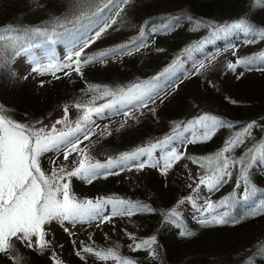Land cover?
Returning a JSON list of instances; mask_svg holds the SVG:
<instances>
[{
	"label": "trees",
	"instance_id": "trees-1",
	"mask_svg": "<svg viewBox=\"0 0 264 264\" xmlns=\"http://www.w3.org/2000/svg\"><path fill=\"white\" fill-rule=\"evenodd\" d=\"M70 2L71 0H0V26H40L45 21L62 16L68 10ZM115 11L119 12V15L114 14L112 17L116 23L85 49V55L130 45L132 41L140 39L142 29L145 32L143 46L133 49L130 53L111 55L84 65L79 73L74 70L73 65V69L67 71L68 75L52 81H43L33 89L30 88L28 76L25 79L26 76L15 75L7 67L2 68L0 109H4V114L23 125H28L50 117L58 107H67V110L71 107L83 109L77 108L76 104L87 106L88 101L98 95L96 91L90 90V86L106 85L112 90L126 89L134 83L149 80L156 77L174 59L185 57L186 48L198 43L203 45L210 38L208 28L201 27L197 30L187 20H181L178 27L169 31L152 32L151 25L159 24L162 18L192 16L196 20L219 25L246 17L254 27L264 28V0H261L260 5H256L255 0H128L126 4L120 3ZM146 21H150V24L146 25ZM263 42L264 40L257 39L255 43H248L243 35L233 47L214 49L215 54L211 53V43H207L206 48L194 51L190 57L192 61H202L203 68L182 75L177 85L166 90L154 103L150 101L146 107L133 109L127 116L116 113L113 118L109 117V120L94 130L88 139L82 140L79 149H83L93 162L99 161L100 155L119 156L136 147L155 143L170 134L175 125L205 113L222 118L233 125L232 127L245 126L256 121L263 123L264 68H244L234 76L226 66L228 62H235L236 59L257 57L264 53ZM221 44L226 46V41ZM110 99L111 97L97 99L95 106ZM73 119L67 117L63 124H56V128L67 130L74 125ZM59 120H64V117ZM225 136L218 130L211 139L195 144L201 152L199 154L191 153L188 147L192 145L187 144L182 151L186 155L177 164L189 161L198 166V175H203L206 169L194 161L216 154L224 147ZM238 167L231 170L232 183L227 184L230 189L235 186L236 180L240 182ZM259 170V167L252 168V173L261 181L264 175ZM159 171L160 169L154 170L143 181L131 183L118 179L119 174L117 178L113 175L101 176L90 184L76 182L77 193H73L79 199L81 196L98 198L105 197L104 195L125 199L147 205L153 210H144L140 214L143 218L140 226L143 236H139V241L156 236V245L161 252L157 259L146 260L141 264H172L171 260L175 261L173 264H178L177 260L184 248L187 253L182 258V264H190L189 260L193 258L199 260L197 264H202L212 257L219 261L225 255L232 258L231 264H245L246 258L256 251L257 245L264 244V214L260 213L247 216L236 224L209 227L195 225L196 228H190L194 232L191 237H181L179 230L169 235L166 228L170 223L165 222L163 216L174 206L177 185L179 181H184L183 178L180 179L181 172L178 167L170 168L166 174L158 173ZM213 191L215 197L220 194L219 189ZM262 196L264 195L258 194L253 203L259 201ZM237 210L240 211L239 214L243 213L242 208L237 207ZM128 217L117 215L119 220ZM113 229L114 227H111L105 237H91L89 241L104 239L114 232ZM127 232L132 235L130 230ZM53 234L58 241L54 242L48 238L49 247L46 253L42 248H29L13 237L16 258L20 261L21 255L27 254L26 264H57V261L59 264H91L87 258L82 257V248L99 250V247L94 248L92 245L85 247L62 226L56 227ZM195 242L201 248L199 255L188 251V245L190 247ZM107 245L110 246L109 241ZM117 252L125 256L119 249ZM207 254L209 255L206 256ZM18 255L20 256L17 257ZM16 258L10 252L4 256L10 264H17ZM255 261L257 264H264V256L257 254Z\"/></svg>",
	"mask_w": 264,
	"mask_h": 264
},
{
	"label": "snow or ice",
	"instance_id": "snow-or-ice-1",
	"mask_svg": "<svg viewBox=\"0 0 264 264\" xmlns=\"http://www.w3.org/2000/svg\"><path fill=\"white\" fill-rule=\"evenodd\" d=\"M127 2L128 0H71L68 10L62 16L45 21L40 26H0V69L7 67L16 58L27 56L31 73L41 76L55 75L56 72L64 69L72 70L73 65H75L74 70L79 73L81 67L89 63L111 55L130 53L133 49L144 45L143 29L140 31V39L132 41L130 45L85 55V49L116 23L112 16L113 13L119 15V12L115 11L118 4ZM255 3L260 5L261 0H255ZM181 20L189 21L197 30L201 27L208 28L210 38L204 43H211L212 39H218L222 35L228 36L234 32L242 33L248 43H255L257 39L264 40V28L254 27L246 17L219 25L205 23L192 16L166 17L162 18L159 24L151 25L150 30L154 33L169 31L178 27ZM145 24L149 25L150 21H146ZM38 38L40 39L37 42ZM61 41L65 43L66 48L62 60L56 55L55 49L49 47ZM202 47L201 43L189 46L184 50V55L190 56L194 51L202 50ZM35 48H42L44 55H36L32 51ZM203 66L201 61L199 67L194 65V68L199 71ZM226 66L231 71H235L237 67L249 70H252L253 66L264 68V56H261L259 61L256 57L239 58L235 62H228ZM181 68L182 60L178 57L156 77L134 83L126 89L112 90L106 85L90 86V90L96 91L98 95L93 96L87 106L76 104L77 108H84L83 115L78 117L75 127H69L67 130L56 128V124H63L67 120V107L64 120H57L48 131L45 127L33 129L23 125L4 114V109H0V253L10 252L16 258L13 237L22 243H27L28 247H33L35 237V244L40 248L45 247L44 226L54 220L62 225L65 222L75 225L94 221L105 222L111 217L131 216L138 211H153L147 205L114 197L79 199L72 192L70 181L71 178L76 177L90 184L101 176L118 174L116 169L130 167L142 170L150 166L160 168L166 174L175 162L186 155L178 151L180 145L186 146L189 143L209 140L218 128L233 126L218 116L205 113L175 125L170 134L155 143L136 147L115 158L110 157L105 162H93L83 149H79L81 136L88 139L92 134L85 125L94 123L93 115L103 117L106 114L121 113L127 116L133 109L146 107L150 101L154 103L155 99L160 98L166 90L177 85V81L181 79L177 76V71ZM68 74L65 72V75ZM40 83L42 84L43 81ZM106 97L111 99L95 106L97 99ZM252 128L253 124L250 122L226 140L224 147L216 154L194 161L206 169L199 178V185L206 186L208 191L217 189L227 177L232 176L231 170L236 166H239L240 175V182L236 187L242 188L241 195H237L234 191L231 196L219 202L206 200L203 205L193 203L199 213L193 218L201 226L236 224L247 216L264 214V196L249 205V202L262 191L252 183L250 170L254 166H264V140L248 148L239 158L225 155L243 144L245 136L251 135ZM50 152L57 154L50 158V163L54 165L60 155L63 156L64 161H68L71 153L79 152L81 158L78 162L72 161L76 166L71 170H67L66 165L61 164L52 170L51 175H46L41 169L40 158ZM240 204L248 206L246 213L234 215L231 210ZM222 208L228 210L220 211ZM163 218L165 222L179 230L178 234L181 237L194 235L193 230L188 228L182 219V214L175 208L164 213ZM65 230L67 231V228ZM156 243L157 237L153 236L135 243L133 250L149 249V255L155 257L156 253L152 247ZM83 251L92 253L93 249L88 247ZM257 254L264 256V244L257 245L256 251L246 258L245 264H255ZM95 255L102 260L111 258L117 264H135L113 248L98 250ZM16 260L19 264L18 258Z\"/></svg>",
	"mask_w": 264,
	"mask_h": 264
},
{
	"label": "rangeland",
	"instance_id": "rangeland-1",
	"mask_svg": "<svg viewBox=\"0 0 264 264\" xmlns=\"http://www.w3.org/2000/svg\"><path fill=\"white\" fill-rule=\"evenodd\" d=\"M118 6H119V4H118ZM105 11L107 12V10H105ZM114 14L115 13H113V15ZM241 37H243L242 33L234 32L228 36L222 35L218 39H213L211 42V45H212L211 46V53L215 54L214 49L220 50V49L225 48V47H227V48L231 47ZM39 39L40 38H38L37 42L39 41ZM223 41H226V46H221L222 45L221 42H223ZM217 45L219 47H217ZM262 45L264 47V42L262 43ZM49 47L54 48L56 55L58 57H60L61 60L63 59V57L65 55V50H66L65 43L63 41L58 42L57 44L49 46ZM203 47L206 48L207 43H204ZM32 51L38 56L44 55V51L42 48H35ZM261 56H264V53H262L256 57L258 61H259V58ZM190 57H191V55L181 58L182 68L177 71V76L181 77L182 75L194 70L195 69L194 65L196 67L199 66L198 65L199 63L195 60L192 61V59H190ZM27 59H28L27 56H22L20 58H16L11 64H9L7 66V68L11 71L12 74H15V75L19 74V75H23V76H28L29 77V85H30L31 89H33L35 86L39 85L40 81H52V80H56L60 77H63L65 75V72H67L69 70V69H64L63 71L56 72L55 75L47 74V75L41 76V75L36 74V73H31V65H29L27 63ZM242 69H244V67H237V69L235 71H231V70H229V71L234 76H236L239 74V72ZM182 71H183V74H182ZM99 105H96V106H99ZM83 111H84V108L83 109H75V108L71 107L68 109L67 117L74 118L73 120L75 121L73 123L74 125L72 127H75L76 121H77L78 117H81L83 115ZM114 116H115V114H112V115L106 114L103 117H97V116L93 115L92 120L94 121V123H90V124L85 125V126L89 130H91V132H93L94 130L99 128L101 125L103 126L104 123H106L109 120V117L113 118ZM61 117H65V109L63 107H58L50 117L43 119L37 123L28 124L27 126L33 128V129H39L41 127H45V130L48 131V130H51L52 125L55 124V122L57 120H59ZM81 123L83 125L82 121H81ZM252 124H253V128L251 129V135L245 136L243 144L239 145L238 147H235L231 152L225 153V155L231 156L234 158H239L248 148H250L254 144H257L258 142L264 140V122L262 123L261 121L260 122L256 121V122H253ZM243 126L244 125L235 126V127H221V128H218L217 131L221 130L223 135H226L225 136L226 140H228L230 137L234 136ZM224 129H226V130H224ZM82 140L85 141L86 139H84L83 136H81V141ZM201 142H205V141H201ZM195 144H200V142L190 143V145H192V146L188 147V149L190 150L191 153H195V154L201 153L199 150H197L198 146H194ZM147 145H149V144H147ZM186 146H188V145H186ZM184 149H185V146L180 145L178 148V151L182 153V151H184ZM56 155L57 154L50 152V153L44 154L40 158L41 169H42V171L45 172L46 175H51L52 170L61 164L66 165L67 170H71L72 168H74L76 166L72 163V161L78 162L79 159L81 158V155L79 152L71 153L68 161H64L63 156L60 155L59 158L56 160V164L54 165V164L50 163V158L54 157ZM157 155H159V152H157ZM110 157L115 158L117 156L114 154H109L108 156L100 155L99 161L105 162ZM172 167H178L179 168V170L181 172L180 179L182 180V178H183V181H184V182L179 181V184L177 185V188H176L177 194H176V197L174 199V206L172 208H175L178 212H180L182 214V219L184 220V222L186 223L188 228H192V227H195V225H198L197 221L193 217H194V215L198 216L199 213H197L196 208L193 206V203H195L196 205H203L206 200H211L213 202H219V201H222L225 198H228L229 196H231L234 193V191L237 195L242 194V188L236 187V185L238 183L237 180H236V183L234 184L235 186L233 188L230 189V186L227 185L228 183L229 184L232 183V177L231 176L227 177L225 179V181L218 186L217 189H219L220 194L217 197H215L214 191H212V192L208 191L206 186L199 185L200 176L198 175V169H197L198 166H196L192 163H189V161H181L180 164H177V162H175ZM257 167H259V169H260L259 171H261L262 174L264 175V166H254L253 169H256ZM158 169H160V168H154V167L146 166L142 170L138 169L136 167H130V168L122 169V170L116 169L115 171H117L119 174L118 179H123V180H125V182L131 183L132 181H141V180L143 181L144 178H147L151 173L154 172V170L158 171ZM158 173H163V172L160 169V171ZM182 174H183V177H182ZM108 176H112V175H108ZM113 176L116 177L117 174H114ZM235 177H236V175H235ZM250 179L256 187H259V189L262 190L258 194L264 195V178H262L261 181H258L257 176H254V174L252 173V169H251L250 170ZM76 182H84V181H82L76 177L71 178V181H70L71 190L75 194L77 193V190L75 189V183ZM104 196L106 197V195H104ZM81 197H82L81 199H92V200H95L97 198L96 196L90 197V198H84V196H81ZM189 197H191L192 199L189 200L188 199ZM255 198L253 201L249 202V205H251L255 201ZM181 201H183V203H181ZM246 206L247 205H242V204L236 205L235 208L232 209L231 211L234 215L239 216L241 214H239L240 211L238 212L237 207L242 208L243 213H246ZM225 210H228V209H223V208L220 209V211H225ZM109 211H110V206H109ZM168 211L169 210H167V212ZM141 212L142 211L135 212L133 215L129 216L127 219L119 220V219H117V216H114L105 222L94 221L91 223H88V222L77 223L75 225L68 224L67 222H65L62 225L60 222L54 220L50 223H47L44 226L45 232H46V236H45L46 246L43 247L42 249H43L44 253L47 252V249L49 247L48 238L51 240L53 239V241L56 242L57 239L54 236L53 231H56V227L62 226L64 229L67 228V233L69 235L76 238L81 244L83 243V245H85V247L88 245H92L94 248L99 247V250H106L109 248H113L114 250L117 251V249H119L122 254H125V256H123V257L131 259L132 261L135 262V264H141L143 261H146V260L157 259L158 256L160 255L161 249L159 250V248L156 244H154L152 247V250H154L156 253L155 257L149 255V251H150L149 249L133 250L134 244L143 240V239H141L139 241V236L140 235L143 236L142 235L143 229H142V227H140L141 226V220L143 219L142 215L140 216ZM105 214L107 215L108 212H106ZM122 216H127V215H122ZM132 217H135V218H132ZM111 227H114V229H113L114 232L111 233L106 238L101 239V240L89 241V239L91 237H93V238L94 237H99V238L105 237V233L107 234V231L111 230ZM129 230L131 231L132 235L128 234L127 231H129ZM175 231H178V229H176L175 226L172 224H169L168 227L166 228V232L169 235L174 233ZM35 239L36 238L34 237L33 238V247H29V248L39 250L40 247L35 244ZM107 241H109L110 246L107 245ZM188 244H191V243H188ZM25 245H27V243H25ZM182 245H184V242L182 243ZM238 247H240V246H238ZM82 249H85V248H82ZM95 251L96 250H93L92 253H87V252L82 251L81 254H82V257L87 258V260L90 261L91 264H117V262L111 258H109L108 260H102V259L98 258L95 255ZM185 251H187L186 248L181 250L180 258H179V260H177L178 264H180L179 262H181V264L183 263L182 258L187 253V252L185 253ZM188 251L192 252L196 255H199V254H201L200 245L197 242H195V244H192L190 247L188 245ZM6 255H7V253H6ZM208 255L209 254H207L206 256H208ZM0 256H1L0 257V264H10V263H7L6 260L4 259L5 253H0ZM19 256L20 255H18L17 257H19ZM24 256L21 255L22 258L19 261V264H26V260L28 258V255L24 254ZM198 261H196V259L193 258V259L189 260V263L190 264H197ZM174 262L175 261H172V260L170 261V263H172V264ZM231 263H232V258H230L228 255H225V256H222V258L219 261L216 260L214 257H212V259L207 258L206 262H203L202 264H231ZM199 264H200V262H199ZM255 264H257L256 261H255Z\"/></svg>",
	"mask_w": 264,
	"mask_h": 264
}]
</instances>
